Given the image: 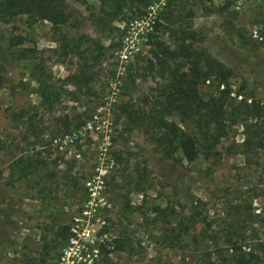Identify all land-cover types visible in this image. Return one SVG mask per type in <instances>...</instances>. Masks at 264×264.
Instances as JSON below:
<instances>
[{"label": "rangeland", "instance_id": "obj_1", "mask_svg": "<svg viewBox=\"0 0 264 264\" xmlns=\"http://www.w3.org/2000/svg\"><path fill=\"white\" fill-rule=\"evenodd\" d=\"M100 2L63 0L64 45L47 22L0 12V264H227L226 237L244 251L264 245V148L242 153L232 124L207 157L168 155L147 119L164 83L152 46L133 58L109 116L97 112L112 50L136 18L111 19ZM174 13L160 21L163 46L173 50L180 32L190 34L187 42L228 71L234 103L264 107V0H179ZM82 69L85 84L67 80ZM215 84L213 74L199 92ZM88 122L80 142L53 146ZM100 239L106 257L95 250Z\"/></svg>", "mask_w": 264, "mask_h": 264}, {"label": "trees", "instance_id": "obj_2", "mask_svg": "<svg viewBox=\"0 0 264 264\" xmlns=\"http://www.w3.org/2000/svg\"><path fill=\"white\" fill-rule=\"evenodd\" d=\"M176 1L179 0H167L163 12L159 15V21L154 25L148 44L152 46L149 55L151 54L160 67L158 78L164 81L153 97V114L150 116V107L147 113V119L149 121L151 119L153 126L160 132L158 139L170 148L168 155L178 152L181 159L190 163L200 154L207 157L218 142L229 135L231 125L238 124L243 136L239 144L242 153H255L263 149L264 107L253 99L249 103L242 99L234 103L230 98L231 90L227 83L228 71L187 42L191 39L190 34L180 32L181 37L177 38V46L173 50L163 46L158 33H165L167 26L160 21L169 23L174 19ZM150 2V0H101L100 3L110 8L112 13L104 11V14L112 19L120 13L121 18L140 17L143 8ZM123 9L125 12L122 14ZM0 12L25 16L31 22H47L58 37L56 42L63 45L65 43L64 35L60 32L68 21L63 10V0H0ZM85 72L82 69L80 75L72 74L67 80L73 85L85 84L89 78ZM213 74L216 78L214 93L204 96L199 92V88ZM49 89L50 86H46L42 91V103L48 106L51 103ZM119 108L128 115V119L129 115L135 113L123 106ZM170 115L177 117L181 127L166 120ZM187 124L193 125L192 131L187 130ZM237 240L232 241L230 236L226 237L227 249L230 251L227 255V264H264V245L257 242L255 249L249 248L248 244L247 250L244 251L242 245L236 243ZM240 241L244 242L243 239ZM113 242L114 249H122L118 239ZM96 249L103 257L109 253L101 239L97 242Z\"/></svg>", "mask_w": 264, "mask_h": 264}, {"label": "built area", "instance_id": "obj_3", "mask_svg": "<svg viewBox=\"0 0 264 264\" xmlns=\"http://www.w3.org/2000/svg\"><path fill=\"white\" fill-rule=\"evenodd\" d=\"M165 4L166 0L153 1L146 7L140 17L134 18L125 26L118 45L113 48L111 53V73L105 82L103 93L100 95L97 112L109 116L110 110L118 103L128 68L133 58L148 48L150 35L153 33L154 25L158 21L159 12L164 9ZM93 119L96 121L97 117L94 116ZM91 123L93 122L91 121ZM102 125H107L105 120ZM90 130L91 124L88 122L55 138L53 146L59 151L67 150L76 142H80ZM108 139V136L103 138L99 150H105L104 148L109 145ZM105 168H110V164ZM98 171L100 172V169Z\"/></svg>", "mask_w": 264, "mask_h": 264}]
</instances>
